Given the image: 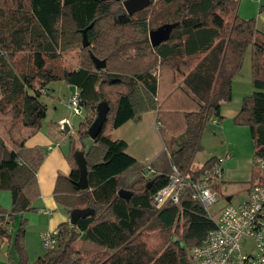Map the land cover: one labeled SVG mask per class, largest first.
Instances as JSON below:
<instances>
[{
  "label": "trees",
  "instance_id": "16d2710c",
  "mask_svg": "<svg viewBox=\"0 0 264 264\" xmlns=\"http://www.w3.org/2000/svg\"><path fill=\"white\" fill-rule=\"evenodd\" d=\"M239 4L153 0L129 14L123 0H0V192L12 194L10 209L0 205V241L13 240L18 264H192L188 248L200 245L215 222L188 192L161 210L152 197L168 183L173 163L183 171L192 169L204 125L221 118L222 104L233 99V79L249 46L254 91L244 97L233 121L249 126L255 165L264 158V32L257 29L255 17L239 15ZM167 23L175 24L169 38L153 47L149 31ZM69 50H77L74 64L67 59ZM91 53L106 59L107 67L97 68ZM56 80L79 90L87 113L77 131L81 143L90 137L98 103L107 101L110 110L89 146L78 147L72 139L73 170L59 176L55 187V198L69 215L85 207L95 214L76 224L62 222L58 246L30 262L27 219L22 217L14 236L7 225L15 215L35 209L44 153L25 144L43 127L47 105L41 97ZM150 110L178 146H167L151 163L155 173L147 177L146 165L126 152L127 142L110 134ZM77 149L87 158V190L76 185ZM214 159L195 170L204 171ZM263 179L254 172L249 189ZM121 189L133 192L129 200L118 194ZM85 240L96 247L85 248Z\"/></svg>",
  "mask_w": 264,
  "mask_h": 264
},
{
  "label": "crops",
  "instance_id": "0c3cea01",
  "mask_svg": "<svg viewBox=\"0 0 264 264\" xmlns=\"http://www.w3.org/2000/svg\"><path fill=\"white\" fill-rule=\"evenodd\" d=\"M257 1L260 3V0ZM240 6V10L244 8V4H241ZM258 10L259 11L257 12V10L250 11L247 9L246 13L248 15H239L245 19L255 17L256 20H258L257 29L264 32V0L258 5ZM258 18H260V20ZM234 84L235 81L233 80V87H235ZM246 88L244 90L243 87H241V83L238 82L236 84V92L234 90L233 99L230 102L223 103L221 106V118H217V123H214L212 120L209 121L213 124L222 126V128H224L228 122L233 123L234 117L242 108L244 97L248 95L246 94L248 93V88L247 90ZM74 89L72 96L76 92H79L78 88L74 87ZM44 93H48V88ZM51 123L52 122L48 125ZM70 124L73 128L71 121ZM161 125L162 123L158 119L157 112L155 110H150L142 113L139 119L133 118L126 121L124 124L113 130L110 136L114 140L121 139L126 141V152L134 157L139 163L143 165L151 164L161 152L167 149V146L170 145V148H175L172 146L174 143L172 144L173 141L170 137H166L165 133L161 131ZM45 126L46 123L44 119L43 127L40 131L29 138L25 144L26 148L30 150L40 149L44 153V159L37 170L39 195L33 202V207H35V209L15 215L12 222H9L7 225L8 232L14 236L17 231H15L16 224L19 223L18 220L21 222L22 217L27 219L25 247L29 254L30 262H34L46 252L44 251L43 254H37V228L40 236H42L43 232L58 229V226L62 222L70 221V215L67 209L59 204L55 198V187L59 176H67L73 170L71 149V141L73 138L68 142L65 136L56 133L58 129H55L54 126L47 130L45 129ZM69 134H67V136H70ZM226 153L230 154V158L228 159L229 162L225 163V166L232 170L234 167L232 164L236 160L232 159L231 152L226 151ZM145 174L147 177L151 176L147 171ZM227 180L228 179L226 178L221 185V189H223ZM249 190L248 187V192ZM228 197L232 198V196L229 195ZM0 205L6 209L11 208L12 194L9 190H2L0 192ZM18 261L19 257L14 248L13 240L5 239L0 241V264H18Z\"/></svg>",
  "mask_w": 264,
  "mask_h": 264
},
{
  "label": "built area",
  "instance_id": "2783aa9c",
  "mask_svg": "<svg viewBox=\"0 0 264 264\" xmlns=\"http://www.w3.org/2000/svg\"><path fill=\"white\" fill-rule=\"evenodd\" d=\"M70 105L75 113H83L79 92L71 97ZM210 120L218 122L217 118ZM229 158V153L215 157L212 165L200 173L195 169L183 171L173 163L168 183L153 194L156 209L161 210L171 202L178 203L188 192L191 199L202 203L209 214V207L224 198L218 188L226 179L223 164ZM257 163V173L264 176V158L257 159ZM145 170L151 175L155 173L152 164H146ZM210 217L215 227L200 245L191 248V258L195 262L264 264V179L249 190L247 198L237 204L228 202L217 219ZM41 238L46 250L55 249L59 244L58 229L43 232Z\"/></svg>",
  "mask_w": 264,
  "mask_h": 264
},
{
  "label": "rangeland",
  "instance_id": "374dc122",
  "mask_svg": "<svg viewBox=\"0 0 264 264\" xmlns=\"http://www.w3.org/2000/svg\"><path fill=\"white\" fill-rule=\"evenodd\" d=\"M261 1L262 0H260V3ZM260 3L257 0H240L239 8L241 7V4H244V8H242L241 10L239 9V14L242 16L248 15L246 13L247 9L250 11L257 10L258 12V5H260ZM258 19L260 20V18ZM76 54L77 50H69L68 52L67 59L73 61V64L77 62V57L75 58ZM233 80L235 81L233 94L234 90L236 92V84L238 82L241 83V87H243L244 90L248 86V93L246 94H252V46H249L247 48L241 70L235 75ZM47 88L48 93L43 92L41 97V101L47 105L45 129L47 130L48 128L54 126L55 129H58L56 133L65 136L68 142H70L73 138L75 139L78 147L82 146V144L85 146H89L92 142L90 137L84 139V141L81 143L77 135L79 125L84 121L87 113L84 110V112L79 115L75 113L70 105V99L75 90L74 86L71 87L63 80H56L50 82ZM47 88H45L44 90L47 91ZM66 117L70 119L73 126L69 134L70 136H67V134L63 133L61 130L60 120ZM50 122H52L50 124L52 126L48 125ZM165 135L166 137H168L167 134ZM200 141L201 148L194 155L192 169H197L210 158L224 155L226 151L231 152L232 159L236 160L232 164V166H234L232 170L229 167L225 166V163L229 162L228 159L223 164V167L226 171V178L228 180L225 182L223 189H221V192L225 197L228 195L232 196V200L227 201V199L224 197L221 198L218 203L209 207V215L214 219H217L219 217V212L228 202L237 204L248 196V187L250 186L252 179L251 175L252 173L259 170L254 163V142L251 137L249 126L237 125L234 123V121L233 123L228 122V124H226L224 128H222V126H219L218 124H213L211 121H207L202 130ZM172 146L177 148L176 143ZM18 222L19 223L16 224L15 231L19 228L20 220H18ZM83 246L85 248H95L94 243L90 241H86L85 243H83ZM191 248L192 247L188 248L190 261L192 264H198L191 258ZM44 251H46V249L43 246L42 238L37 228V254H43Z\"/></svg>",
  "mask_w": 264,
  "mask_h": 264
},
{
  "label": "water",
  "instance_id": "95a60500",
  "mask_svg": "<svg viewBox=\"0 0 264 264\" xmlns=\"http://www.w3.org/2000/svg\"><path fill=\"white\" fill-rule=\"evenodd\" d=\"M104 1H120V0H104ZM153 0H123V5L126 11L129 14H134L136 12H139L149 5ZM175 27L174 23H167L159 26L158 28L151 29L149 31V38L151 45L153 47L159 45L161 42L167 40ZM84 31V44H88V40L86 37V29ZM91 58L93 62L95 63L96 67L99 69H105L107 67V61L106 59H100L97 56H95L93 53H91ZM102 82H100L97 85V90H99V87ZM110 110L109 103L105 100L101 101L97 105V116L93 120L92 124L90 125L88 129V134L91 139H95L98 137V135L101 133L104 123L107 120V115ZM61 130L62 132L69 134L71 132V124L68 118L62 119L60 121ZM74 158L76 163L78 164L79 171H80V177L79 180L76 182V185L81 190H87L90 188L89 179H88V167H87V158L85 156V151L82 149H77L74 152ZM153 181H150L147 184V188H150ZM118 194L124 198L129 200L132 196L133 192L126 189L119 190ZM228 200H231V197H228ZM95 214V209L91 207H85V208H74L72 209L70 213V222L71 224H76L79 218H85L90 215ZM87 236L83 234L82 239H86Z\"/></svg>",
  "mask_w": 264,
  "mask_h": 264
}]
</instances>
